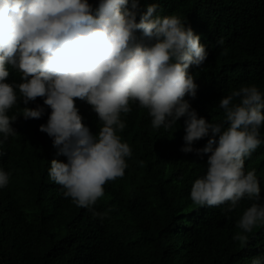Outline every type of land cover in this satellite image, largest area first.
I'll return each instance as SVG.
<instances>
[{
    "label": "trees",
    "instance_id": "trees-1",
    "mask_svg": "<svg viewBox=\"0 0 264 264\" xmlns=\"http://www.w3.org/2000/svg\"><path fill=\"white\" fill-rule=\"evenodd\" d=\"M93 15L100 0H88ZM139 13L158 5L154 15L177 16L200 37L208 53L201 66L188 71L197 84L195 98L185 96L198 117L226 129L221 98L245 86H256L264 98V0H138ZM132 0L126 8L131 10ZM137 41L153 43L134 33ZM6 83H20L13 69L6 67ZM17 103L6 115L17 116L16 131L4 140L0 133V170L10 173L9 183L0 188V264H252L260 257L264 264V225L242 233L237 223L255 201L242 198L231 212L230 202L219 206H198L190 198L196 179L207 172V155L181 151L186 143L181 117L170 129L151 128V116L138 103L131 112L121 113L126 127L117 131L131 156L124 176L108 181L104 195L92 211L76 206L63 188L51 181L48 169L58 155L53 138L39 130L51 109L44 98ZM20 102V103H19ZM238 103V99L233 101ZM44 107L39 119L25 120L23 108ZM84 112L87 127L99 132L100 121ZM92 114V113H91ZM262 143L245 158L244 171L255 170L264 204V124ZM209 136L194 141L203 148ZM218 141V136L216 137ZM216 145H214L215 147ZM142 162V163H141ZM241 233L248 242L233 236Z\"/></svg>",
    "mask_w": 264,
    "mask_h": 264
},
{
    "label": "clouds",
    "instance_id": "clouds-1",
    "mask_svg": "<svg viewBox=\"0 0 264 264\" xmlns=\"http://www.w3.org/2000/svg\"><path fill=\"white\" fill-rule=\"evenodd\" d=\"M127 4L128 0H100L93 15L88 0H0V133L4 140L16 133L11 124L17 116L6 115L17 103L16 89L25 105L44 98L51 111L39 130L52 137L57 154L67 158L66 163L53 159L48 176L62 186L66 198L102 220L105 214L92 206L104 195L108 181L124 176L132 153L117 135L126 127L121 113L131 112L130 102L138 103L148 110L156 132L185 117L186 146L181 151H195L201 159L207 155L208 166L191 188L192 202H230L226 211L231 212L242 198L255 201L236 225L242 233H251L264 225L260 183L254 169L244 171L245 158L262 143L261 92L254 85L245 86L220 99L226 129L198 117L185 96L195 98L198 87L189 67L201 66L208 55L200 37L177 16L154 15L156 4L139 13L137 22L138 0H132L131 10ZM136 30L154 42L137 41ZM6 67L20 83L5 82ZM44 111L39 105L24 107L22 116L39 119ZM87 111L100 121L97 135L87 127ZM209 133L203 148L191 147ZM9 176L0 170V188L8 185ZM233 239L241 246L248 242L241 233ZM252 264H262L261 258H253Z\"/></svg>",
    "mask_w": 264,
    "mask_h": 264
}]
</instances>
